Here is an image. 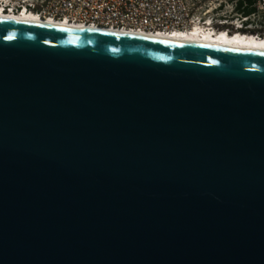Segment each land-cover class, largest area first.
Segmentation results:
<instances>
[{
  "label": "water",
  "instance_id": "1",
  "mask_svg": "<svg viewBox=\"0 0 264 264\" xmlns=\"http://www.w3.org/2000/svg\"><path fill=\"white\" fill-rule=\"evenodd\" d=\"M0 264H264V51L0 19Z\"/></svg>",
  "mask_w": 264,
  "mask_h": 264
},
{
  "label": "built area",
  "instance_id": "2",
  "mask_svg": "<svg viewBox=\"0 0 264 264\" xmlns=\"http://www.w3.org/2000/svg\"><path fill=\"white\" fill-rule=\"evenodd\" d=\"M0 6L97 27L264 39V0H0Z\"/></svg>",
  "mask_w": 264,
  "mask_h": 264
},
{
  "label": "bare ground",
  "instance_id": "3",
  "mask_svg": "<svg viewBox=\"0 0 264 264\" xmlns=\"http://www.w3.org/2000/svg\"><path fill=\"white\" fill-rule=\"evenodd\" d=\"M0 19L12 20V21H22L30 23H41L47 25H53L57 27L65 28H82V29H91L98 31H105L108 33L115 34H129V35H138L143 37H153L159 39H166L175 42H187V43H197L202 45H212V46H221L231 49H246V50H259L264 51V39L254 37L251 35H245L243 33H236L227 35L225 33L212 34L209 33H177V32H148L142 30H127L114 27H97L95 25L87 24H77L74 22L66 20H57L51 17H38L35 14H32L27 11H22L20 13H11L8 12L5 8L0 6Z\"/></svg>",
  "mask_w": 264,
  "mask_h": 264
},
{
  "label": "flooded vegetation",
  "instance_id": "4",
  "mask_svg": "<svg viewBox=\"0 0 264 264\" xmlns=\"http://www.w3.org/2000/svg\"><path fill=\"white\" fill-rule=\"evenodd\" d=\"M251 13V10L250 9H247L246 10V14H250Z\"/></svg>",
  "mask_w": 264,
  "mask_h": 264
},
{
  "label": "trees",
  "instance_id": "5",
  "mask_svg": "<svg viewBox=\"0 0 264 264\" xmlns=\"http://www.w3.org/2000/svg\"><path fill=\"white\" fill-rule=\"evenodd\" d=\"M248 1H252V0H248Z\"/></svg>",
  "mask_w": 264,
  "mask_h": 264
}]
</instances>
